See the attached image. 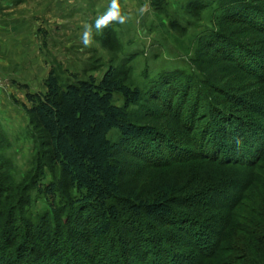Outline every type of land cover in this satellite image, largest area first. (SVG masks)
Segmentation results:
<instances>
[{"label": "rangeland", "instance_id": "obj_1", "mask_svg": "<svg viewBox=\"0 0 264 264\" xmlns=\"http://www.w3.org/2000/svg\"><path fill=\"white\" fill-rule=\"evenodd\" d=\"M256 1L264 7V0ZM116 3L115 10L129 19L98 32L95 22L112 0H0V260L148 264L150 253L137 248L159 247L165 237L192 264H264V158L219 162L190 153L196 151V127L205 122L199 116L206 113L235 109L252 123H264L263 77L221 56L207 40L210 35L221 43L223 35L260 49L264 33L241 17L226 19L224 0ZM85 24L93 26L89 47L82 39ZM109 70L143 93L130 106L133 122L157 130L137 140L117 129L110 133L122 195L153 201L161 185H170L179 216L133 222L125 207L112 232L96 238L91 228L98 217L76 201L80 193L52 160L27 93L45 92L51 71L65 87L90 77L99 81ZM114 101L124 104L120 94ZM187 219L203 229L206 241L221 233L219 257L204 258V249L192 247L193 231L181 228Z\"/></svg>", "mask_w": 264, "mask_h": 264}, {"label": "trees", "instance_id": "obj_2", "mask_svg": "<svg viewBox=\"0 0 264 264\" xmlns=\"http://www.w3.org/2000/svg\"><path fill=\"white\" fill-rule=\"evenodd\" d=\"M224 1L229 5L225 14L226 19L233 17L235 20L241 17L253 30L264 33V7L259 1ZM221 36V43L216 37L208 36V44L210 40L216 44V47L211 46V48H215L221 56H231L241 67L244 65L249 69L251 74L262 76L264 79V53L258 52V50L264 51V47L248 48ZM46 86L45 92L27 93V98L32 104L30 111L36 125L48 137L52 160L60 165L71 185L80 193L76 201L88 210H92L98 217L91 228L93 236L103 238L110 234L122 215L121 209L125 207L133 215V222L136 221L135 219L141 221L142 217L165 220L179 216L173 207L175 201L172 195L176 190L170 185H161L160 195L153 201L139 202L136 198L125 199L121 192L119 184L121 169L115 159L117 145L111 141L110 133L117 129L124 138L137 140L141 137H151L157 132L155 127L140 125L131 119L130 106L138 104L143 98L140 88L124 83L116 77L113 70L106 72L99 81L90 77L88 80L70 83L65 87L61 85L58 76L51 71ZM116 94L124 98L122 106L115 103ZM195 108L196 106L193 111ZM193 111L191 117L194 115ZM215 111H213L214 117L211 113L204 114V118L199 116L201 121L205 122L196 127L197 134L194 137L196 151L188 150L191 151L190 153L196 152L209 160H220L219 162L252 163L264 158V123H252L245 119L246 117L240 116L241 114L237 115L235 109L230 112L222 109ZM49 190H52V186ZM176 222L180 223L178 220ZM181 223L184 232L189 234L190 230L193 231L190 236L194 239L192 247L198 250L204 249L203 252L206 253L204 258L212 259L221 255L219 253L223 242L221 233L216 239L210 237L206 241L209 236L202 235L203 229H194L195 223L192 219L181 220ZM252 240L260 241L255 238ZM160 243L159 247L148 243L137 248L145 255L150 253L151 259L148 264H192L186 255L181 257L165 237ZM203 244L211 248L206 251ZM96 257L92 259L95 260ZM179 257L184 258L179 260ZM70 260L48 258L43 261L41 256L30 260V263L12 258L1 259L0 264H62L63 262L74 264V259ZM163 260L167 263H163Z\"/></svg>", "mask_w": 264, "mask_h": 264}, {"label": "clouds", "instance_id": "obj_3", "mask_svg": "<svg viewBox=\"0 0 264 264\" xmlns=\"http://www.w3.org/2000/svg\"><path fill=\"white\" fill-rule=\"evenodd\" d=\"M118 7L116 0H112V5L110 6L109 11L103 16L97 18L95 22L96 31H102L103 28L107 27L109 22L117 21L119 23H125L129 17L127 15H122L115 9ZM93 26L91 24L84 25V34H83V44L85 47L91 46V33Z\"/></svg>", "mask_w": 264, "mask_h": 264}]
</instances>
